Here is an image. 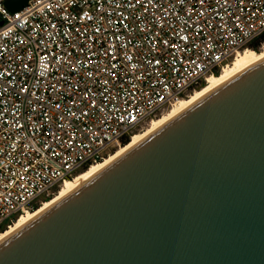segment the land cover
Returning a JSON list of instances; mask_svg holds the SVG:
<instances>
[{"label":"built area","instance_id":"built-area-1","mask_svg":"<svg viewBox=\"0 0 264 264\" xmlns=\"http://www.w3.org/2000/svg\"><path fill=\"white\" fill-rule=\"evenodd\" d=\"M6 1L0 229L38 211L264 35V0H30L16 13Z\"/></svg>","mask_w":264,"mask_h":264},{"label":"water","instance_id":"water-1","mask_svg":"<svg viewBox=\"0 0 264 264\" xmlns=\"http://www.w3.org/2000/svg\"><path fill=\"white\" fill-rule=\"evenodd\" d=\"M0 264H264V60L3 239Z\"/></svg>","mask_w":264,"mask_h":264},{"label":"bare ground","instance_id":"bare-ground-1","mask_svg":"<svg viewBox=\"0 0 264 264\" xmlns=\"http://www.w3.org/2000/svg\"><path fill=\"white\" fill-rule=\"evenodd\" d=\"M262 60H264V54L256 55L250 53H240L237 58L233 61V64L230 65L228 68H225L221 72L219 77H208L204 89L197 92L193 97H190L188 100H179L168 114L164 115L158 121L153 120L151 126L147 129V131L142 134L133 136L130 143L126 147H121L114 154L110 155L108 159L106 158L101 163L92 165L88 171L80 174L74 180L66 181L58 192V195L53 198L50 202H46L45 205L42 206L38 211H36L35 213H28L20 217L18 221L13 226H11L9 230L0 235V242L12 233L25 226L27 223H29L42 212H44L46 209H48L49 207H51L52 205H54L55 203L75 191L76 189H78L82 184L94 177L96 174H98L100 171H102L105 167L114 162L128 150L138 145L146 137H148L149 135L160 129L162 126H164L166 123H168L169 121L177 117L179 114L184 112L196 101H198L208 93L212 92L213 90L217 89L218 87H220L242 71L248 69L249 67L255 65L256 63Z\"/></svg>","mask_w":264,"mask_h":264},{"label":"trees","instance_id":"trees-1","mask_svg":"<svg viewBox=\"0 0 264 264\" xmlns=\"http://www.w3.org/2000/svg\"><path fill=\"white\" fill-rule=\"evenodd\" d=\"M264 43V35L262 36V37H260L258 40H256L255 42H253V43H251L247 48L248 49H250L249 51H252V52H254V53H256V54H258V52H260V48H261V46H262V44ZM214 76H216V77H218L219 76V74L218 73H216ZM205 88V84H202L200 87H198L197 89H196V91H201L202 89H204ZM193 93V92H192ZM130 141H131V139L130 138H126V139H124L123 141H122V148H124V147H126L129 143H130ZM116 152V151H115ZM114 152V153H115ZM113 154V153H112ZM101 163V162H100ZM90 169V167L89 166H86V167H84L83 168V170L81 171V174L82 173H84V172H86V171H88ZM51 201V198L50 199H46V200H44V202L46 203V202H50ZM38 209V207H36L35 208V210H37ZM18 219V216L14 219V222H16V220ZM7 224L4 226V227H2L1 229H0V234H2V233H5L8 229H7Z\"/></svg>","mask_w":264,"mask_h":264},{"label":"rangeland","instance_id":"rangeland-1","mask_svg":"<svg viewBox=\"0 0 264 264\" xmlns=\"http://www.w3.org/2000/svg\"><path fill=\"white\" fill-rule=\"evenodd\" d=\"M250 49H246L244 52H242L241 54H243V53H250V54H256V53H254V52H252V51H249ZM262 54H264V49H260V52H258V54H256V55H262ZM233 64V63H232ZM232 64H230V65H232ZM219 74V76H220V74H221V72H219L218 73ZM218 76V77H219ZM216 77V76H215ZM205 86H206V84H205ZM197 92H199V91H195V92H193V93H191L190 94V97H193ZM189 97V98H190ZM189 98H186V99H181V100H188ZM176 105V104H175ZM174 105V106H175ZM173 106V107H174ZM173 107H169L168 109H165L157 118H155L154 119V121H158V120H160L164 115H166V114H168L172 109H173ZM152 121L153 120H151V119H149V120H147L145 123H143L142 124V127H140V131H138V132H135V134H134V136L135 135H139V134H142V133H144L145 131H147V129L151 126V124H152ZM120 148H118V149H116L115 151H117V150H119ZM114 154V153H113ZM112 155V154H111ZM108 159V158H107ZM60 191V190H59ZM58 191V192H59ZM58 192L56 193V195L54 196V197H52L51 198V200L53 199V198H55L57 195H58ZM19 219V218H18ZM18 219H17V221H18ZM16 221V222H17ZM15 222V223H16ZM13 226V225H12ZM9 230V229H8ZM3 234V233H2ZM2 234H0V235H2Z\"/></svg>","mask_w":264,"mask_h":264}]
</instances>
